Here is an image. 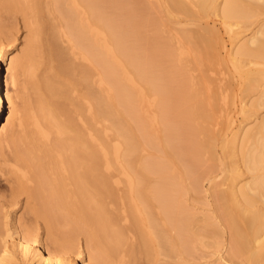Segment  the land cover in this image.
Wrapping results in <instances>:
<instances>
[{
    "label": "bare ground",
    "instance_id": "obj_1",
    "mask_svg": "<svg viewBox=\"0 0 264 264\" xmlns=\"http://www.w3.org/2000/svg\"><path fill=\"white\" fill-rule=\"evenodd\" d=\"M216 1L166 0L180 14L194 13V5L201 11L211 6L217 7V15L225 23L228 19L254 15L252 7L242 3L245 1L222 0L217 4ZM130 3L134 5L130 7ZM146 6L139 0H0V14L4 13L7 20L18 12L34 18L32 27L35 36L26 51V57L36 65L39 59L37 49L43 44L49 64L48 74L38 85L40 95L36 104L40 113L32 107L33 112L38 114L27 115L35 133L49 143L44 151L45 154L49 153V163L48 160L45 162L34 158V153H25L29 149L23 153L18 150L19 154L12 158L17 180L15 193L25 194L32 205L29 206L34 212L32 214L42 216L49 223L46 238L38 227H16L23 254L28 256L36 248L40 264H77V257L83 254L72 239L77 233L86 237L90 258L100 257L106 264H127V256L133 258V264H139L142 260L152 262L161 253L159 248L170 253L168 245L181 247L189 232L188 228L193 224L194 219L181 217L180 191L179 188H173L172 176H169L166 167L133 156L138 144L131 136V129L123 124L124 128L121 127L118 110L112 106V99L122 101L123 104H120L137 121L138 128L144 129L143 115H140L136 105L137 92H134L136 81L143 79L150 92L170 91L189 103L184 102L178 107H171V103L165 101L160 104L158 116L165 122L172 120L177 127L187 126L189 118L195 119L202 122L203 127L196 132L199 130L205 136L208 126L214 121L217 101L213 102L215 97L212 94L216 92L212 93L211 84L207 85L208 99L205 100L202 82L186 71L191 65H187L186 70L185 65L179 70L171 67L169 60H175L174 57L166 56L160 50L164 38H139L138 27L141 25L137 18ZM120 8L125 11L119 17ZM45 14L53 15V22ZM0 28L4 29L5 26L2 24ZM188 33L192 35V32ZM195 33L198 34V31ZM259 34L264 35V30H259L252 37L253 46L240 48V55L251 57L252 62H248V65H257L258 61L264 63L261 61L264 60V37H258ZM202 35L195 36L197 47L194 46L199 50L201 63L210 61L217 50L213 44H209L211 41L208 42V37L206 39ZM187 36L190 38L189 34ZM131 37L136 42L130 43ZM139 45L145 47L146 54H138ZM150 53L155 56L149 57ZM120 55L125 59V63L121 64L123 68L117 63ZM0 57L1 120L7 100L6 86L1 76V62L6 58L2 48ZM150 67L159 72H149ZM127 72H130L129 79ZM14 77L12 82L15 84ZM161 78L165 79L162 88L157 84ZM104 86L108 88L105 90L106 98L102 95ZM254 105L264 106V91L262 98ZM172 111L176 113L174 118H170ZM181 114L183 116L180 117ZM102 119L111 120L112 130L118 141L122 140L124 144L123 154L110 150L112 144L106 136L103 137L105 131L101 127ZM227 121L228 125L232 122L230 118ZM196 132L190 131L192 138L187 145L178 132L182 141L175 148L186 164L198 169L204 163L202 158L205 153L211 150V141L207 143L204 138L196 140ZM10 135L8 130L2 131L1 148L16 142L10 139ZM37 140L39 143L40 140ZM243 144L245 149H242L241 158L247 172L253 173V181L239 188L220 190L217 196L231 230L233 255L245 257L249 264H264V219L261 218L264 210L258 205L264 199V123L260 130L247 131L242 139ZM196 173L194 176L199 174ZM153 210H156V218ZM60 221L73 223L72 235L59 233L55 223ZM164 226L175 230L173 239L168 237V229ZM191 227L194 228V225ZM9 236L7 234L0 240V264L13 262ZM53 240L58 242L56 245H59V249L55 248L57 246L52 247Z\"/></svg>",
    "mask_w": 264,
    "mask_h": 264
},
{
    "label": "rangeland",
    "instance_id": "obj_2",
    "mask_svg": "<svg viewBox=\"0 0 264 264\" xmlns=\"http://www.w3.org/2000/svg\"><path fill=\"white\" fill-rule=\"evenodd\" d=\"M113 1L121 2L124 0ZM139 1L147 5L145 11H142L137 18L138 24L141 25L138 27L139 38L145 39L147 37L151 40L152 38L160 40L164 38V44L160 50L166 56L174 57L173 59L175 60H169L171 67L179 70L186 66V70L188 68L187 65H191L186 71L202 82L204 88L203 98L205 100L208 99L207 85L209 83L212 87V93H217H215L217 97L212 94L215 97L213 102L217 101L215 118L211 125L208 126L205 136H202L199 130L196 132L197 129H202L203 127H201L202 122L195 119L189 118L187 126L176 127L177 124L172 120L165 122L161 116L159 118V110L157 109L164 101L171 103V107H178L179 104H184V102L186 104L189 103L184 99H180V95L170 91L167 92L164 89L163 91L167 93L157 92L156 90L155 92H150L146 89L143 79L136 81V90L134 88V92H137L135 94L137 95L136 99H138L136 101L138 111L140 115H143H141L142 121L144 120L143 122L146 123H144V129L140 130L138 128L137 121L128 114L127 108L121 105L123 104L122 101L119 102V99L118 101L112 99V106H115V109L118 110L117 115L120 124L131 129V136L138 144L133 156L141 157L152 164H160L166 167L169 176H172L173 188H179L178 190L180 191L181 217L183 219H194L193 224H191V226L194 225V228L191 226V228H188L189 232L185 235V242L181 247H174L172 244L168 245V252L170 253H166L167 251L165 252L159 248L158 250L161 253L154 261L142 260L139 264H249L245 257L233 255L231 230L222 214L221 201L218 199L217 194L220 190H227L230 187L239 188L253 181V173H248L249 171L241 158V152L245 149L244 144L242 145V139L247 131L260 130L264 123V106L258 107L254 105L262 98V92L264 91V63L258 61L257 65L253 63L248 65V62H252L251 57H244L239 54V51L244 46H253L252 37L259 30H264V0H240L245 1L246 3H242L252 7L251 10L253 9L252 11L255 12H253L254 15L250 14L252 15V17L249 16L250 18L228 19L229 21H226V23L220 15H217V7L211 6L208 10L201 11L194 5L192 6L193 8L191 7L194 13L192 11L187 14H180L172 9L166 0ZM217 2L221 3L222 0H217L216 4ZM133 5V3H130V7ZM256 9L260 10V13ZM119 10L120 17V15L124 14L125 9L120 8ZM189 14L191 16H188ZM195 14L196 16L194 17ZM45 15L47 16V14ZM4 16V13L0 14V25L3 24L5 26L4 29L0 28V48L6 53L5 60L1 62V76L5 83L4 86H6L7 100L0 120V137L2 131L6 129L9 135L11 134L10 139L16 140L15 143L18 145L12 140V146L0 147L3 149L0 150V240L10 234L8 240L12 242L11 246L14 255L12 264H40L36 256L38 253L36 248H33L28 256L23 254L16 227L17 225L22 228H29L27 226L38 227L41 235L46 238L45 233L49 223H46V219H43L42 216L33 215L32 207H29L32 205L28 203L25 194L15 193L14 188L17 180L13 172L15 171L13 159L15 154H19V151L23 153L25 149H29L25 153H34V158L37 159L38 157V160L42 159L45 162L48 160L49 163L47 156L49 153L45 154L44 152L49 143L35 133L34 126L31 125L30 120L27 118L29 114L40 113V110L37 111L39 107L36 104L40 95L38 85L48 74L49 64L46 56V47L43 44L37 49L39 59L36 65L31 63L26 57V51L31 44L33 36H35L32 27L34 18L28 17L27 14L22 12L16 13L8 20ZM51 16L48 19L53 22ZM186 31L192 32V35L190 36V33ZM197 31L198 34L195 33ZM184 33L189 34L192 39L187 35L183 36ZM181 34L183 37H181ZM199 34H203L202 36L205 38L208 37V42L209 40L212 42H209V44H213L217 49L215 56L211 58L212 61L211 59L210 61H203V63L200 61L199 50L195 48L197 47L195 36ZM185 36V39L189 42L185 41ZM258 37H264V35L259 34ZM133 42H136V40L131 37L130 43ZM191 42H195V44L192 43L193 45H190ZM141 45L143 46V44ZM142 46L139 49V55L147 53L145 47ZM117 52L119 51L117 50ZM154 56L155 54H149V57ZM119 57L120 61L117 63L120 64V68H123L121 64L125 63V59L121 55ZM261 61L264 62V60ZM150 70L154 74L159 72L153 67L152 69L151 67L149 68V72ZM168 70L171 71L170 69ZM172 72L174 71L172 70ZM12 77L15 78V84L12 82ZM127 78H130V72H127ZM164 83V78L157 80L160 88H162ZM103 88L102 95L107 97V91L105 90L108 88L105 86ZM138 93L141 96L140 98ZM34 105H37V107H34ZM32 107L37 112H33ZM175 115V111H172L170 118H174ZM228 118L232 121L230 125H228ZM170 122L173 123L171 124ZM123 125L121 127L124 128ZM101 127L105 131L103 137L105 138L106 136V139H109L112 144V147H110V150L113 151L112 153L116 150L118 153L123 154L125 152L124 144L122 140H120L121 143L118 141L115 132L112 130L111 120L102 119ZM174 127L176 128L175 130ZM190 131L196 132V140L204 138L207 143L211 141V153L204 151V153L207 152L202 158L204 163L198 169L186 164L184 158L177 154L178 150L175 148L182 140L186 145L190 142L192 138ZM178 132L182 140L179 139ZM31 138H34V140L32 141ZM37 139L40 140L39 143ZM34 144L36 145L34 146ZM46 152H48V149ZM212 156L213 160L211 161ZM195 172L199 174L196 173L198 175L194 176ZM258 205L264 210V199ZM154 211L156 210L152 211L156 218L157 214ZM261 215L263 216L261 218L264 219V213H261ZM64 222L55 223V227L60 231L59 233L61 235L73 233V223ZM164 227L167 228L166 226ZM195 228L196 230H194ZM167 229L168 237L173 239L175 230L173 231L170 226ZM152 236L155 237V235ZM72 239L77 242L79 249L83 251V254L77 257V264H106L100 257L98 259L89 257L90 251L87 249V239L84 235L77 233ZM57 243L53 240L51 243L52 247L57 246L55 248L59 249V245H56ZM126 259L127 264H133L132 257L129 258L127 256Z\"/></svg>",
    "mask_w": 264,
    "mask_h": 264
}]
</instances>
